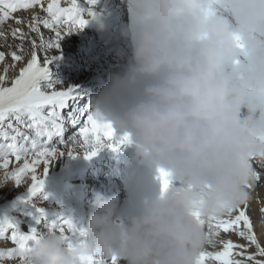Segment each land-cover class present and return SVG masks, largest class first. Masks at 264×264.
<instances>
[{"label":"clouds","instance_id":"obj_1","mask_svg":"<svg viewBox=\"0 0 264 264\" xmlns=\"http://www.w3.org/2000/svg\"><path fill=\"white\" fill-rule=\"evenodd\" d=\"M122 2L129 54L104 85L107 96L90 95L89 105L130 136L139 163L170 172L172 183L122 220L119 196L94 192L83 241L70 249L47 230L22 264H81L97 255L118 264H197L210 239L193 213L220 217L251 199L248 164L264 159V0ZM97 24L103 31L99 17ZM258 226L264 230V220Z\"/></svg>","mask_w":264,"mask_h":264},{"label":"snow or ice","instance_id":"obj_2","mask_svg":"<svg viewBox=\"0 0 264 264\" xmlns=\"http://www.w3.org/2000/svg\"><path fill=\"white\" fill-rule=\"evenodd\" d=\"M86 3L88 15L95 16L92 7L97 0H86ZM83 12L79 0H0V42H3L10 57L9 61L6 51L0 50V173L3 179L11 178L17 185L30 178V196L43 189L51 163L65 150L71 154V148L75 146L71 141L82 139L85 158L95 156L105 146V140L111 142L107 146L113 149L132 143L128 134L117 137L111 123L103 120L98 113L88 116L76 135L66 140V118L72 117L74 123L78 122L72 110V105L77 103L75 90H57L51 82L42 87V81L50 80L48 65L56 58L54 54L49 55V51L59 48L63 34L69 29H82L88 23ZM41 26L50 30L53 36L46 39ZM9 35L18 41L15 47L8 44ZM234 39L237 47L243 50L239 35H234ZM26 43L30 47H26ZM41 51L44 53L42 57ZM236 64H241V61L237 60ZM17 67L18 74L13 76L11 73ZM14 164L15 167L10 168ZM248 168L250 182L245 187L251 194L250 200L237 208H229L220 217L204 219L199 212L193 213L197 221L207 228L209 246L213 249L201 251L197 264H264V244L261 242L264 230L258 226L264 220V200H257L260 216L256 223L250 208L253 194L258 187H264V159L250 160ZM158 179L163 195L172 183L171 173L158 169ZM37 211L39 215L34 220L40 224L45 214L41 209ZM46 226L49 231L64 235L70 249L75 247L74 240L84 236L83 230L77 229L69 219ZM40 235L35 227L22 233L9 219L0 221V264H22ZM232 235L246 243L234 242L230 238ZM8 242L12 246H7ZM252 248L254 251H250ZM80 262L118 264L115 256L105 258L99 255L81 256Z\"/></svg>","mask_w":264,"mask_h":264},{"label":"bare ground","instance_id":"obj_3","mask_svg":"<svg viewBox=\"0 0 264 264\" xmlns=\"http://www.w3.org/2000/svg\"><path fill=\"white\" fill-rule=\"evenodd\" d=\"M79 2L88 23L82 29L79 27L69 29L63 34L59 48L49 51L48 54H54L56 58L48 65L50 80L41 82L42 87L51 82L57 90L68 88L75 90L77 103L72 105V110L78 122L74 123L72 117L66 118L64 125L66 140L76 135L78 131L74 130L82 126V122L88 116L96 113L89 105L90 95L102 100L107 96L106 92L102 93L104 85L109 82L111 74L123 69L129 54L128 42L120 37L121 27L127 25L130 19V10L125 3L122 0H97L92 7L95 16H89L86 0ZM98 17L105 24L103 31L98 28ZM25 30L27 31L26 25ZM41 31L46 39L53 36L50 30L42 26ZM17 43L18 41L9 35L8 44L15 47ZM26 47L30 45L26 43ZM0 50L6 51V59L10 61L3 42H0ZM43 54L41 51V57ZM11 74L13 76L18 74V67ZM116 135L119 137L123 134L116 132ZM71 143L75 145L71 148V154L65 150L63 155L51 163L43 189L35 196H30L28 192L30 178L21 185L19 198L15 202L13 200L11 204L2 202L5 194L0 186V218L14 222L22 233H27L35 227L43 234V230H48L46 226L48 223L65 218L76 223L77 229H82L87 223L92 195L96 191L119 196L118 220L123 215L135 214L146 200L159 193L158 170L137 161L133 144L113 149L107 146L111 142L105 140L103 142L105 146L100 148L95 156L85 158V148L81 146L82 139ZM12 166L15 167V164L10 168ZM258 199L264 200V187L257 188L250 203L254 223L260 216ZM40 201L41 204L38 206ZM37 209H41L45 214V219L40 224H36L34 220V217L39 215ZM83 238L78 237L73 243H81ZM230 238L234 242L241 239L236 235ZM7 246L12 245L8 242ZM217 247L220 245L217 244ZM207 249L213 250L211 246Z\"/></svg>","mask_w":264,"mask_h":264},{"label":"rangeland","instance_id":"obj_4","mask_svg":"<svg viewBox=\"0 0 264 264\" xmlns=\"http://www.w3.org/2000/svg\"><path fill=\"white\" fill-rule=\"evenodd\" d=\"M78 129H76L74 131L77 132ZM76 132H73V133L75 134ZM12 167H14V166H12ZM2 179H3V175H2V173H0V180H2ZM25 183H22L20 185H17V183L13 179H11V178H6V179H3L2 181H0V184L3 185V186H1V191L3 192V194H5V196L3 197L2 202H4V203H10V204H11V202H13V200L15 202V200L19 198V188L21 187V185H23ZM6 186H7V188H6ZM5 188H6V190H4ZM47 196L48 195H46V197ZM81 201L82 200H80V203H81ZM40 204H41V201L37 205L39 206ZM127 217L128 216L123 215L120 218V220L126 219ZM0 219H1L0 221L3 220L2 217ZM71 222H72V220H71ZM72 224L77 228L76 223L72 222ZM43 231L45 232L46 230H43ZM261 242H262V244H264V237L261 238ZM238 243L244 244V243H246V241L239 239ZM250 251H254V248L250 249Z\"/></svg>","mask_w":264,"mask_h":264}]
</instances>
